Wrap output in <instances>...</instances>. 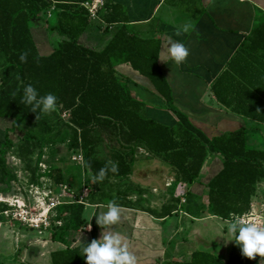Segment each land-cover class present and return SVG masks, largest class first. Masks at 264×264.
I'll use <instances>...</instances> for the list:
<instances>
[{
    "label": "trees",
    "instance_id": "1",
    "mask_svg": "<svg viewBox=\"0 0 264 264\" xmlns=\"http://www.w3.org/2000/svg\"><path fill=\"white\" fill-rule=\"evenodd\" d=\"M85 1L0 0V118L12 120L11 127L0 129V193L8 192L17 178L7 163L9 153L25 160L30 168L33 157L41 158L43 154L44 138H38L32 131L27 130L17 141L11 137L19 122L46 115L31 111L21 101L24 85L31 84L38 95L53 93L58 98L55 111L59 117L63 111H70L65 122L72 131L73 147L83 152L85 172L94 176L110 161L98 155L101 131H110L119 141V148L112 155L117 171L106 170L104 179L91 182L90 186L99 185L98 189L103 190L111 178L127 184L137 164L136 150L140 146L169 167L176 183L187 186L197 181L206 160L215 156L221 158L222 166L206 184L204 199L209 214L205 216L226 220L247 212L258 193V184L264 182V147L248 143L251 133L264 128V12L257 16L251 30L210 85L219 106L245 119V123L233 131L210 136L174 103L172 87L160 62L162 33L157 30L156 36H141L129 23L123 6L105 0L98 13L100 19L108 25H119L114 30L106 27L104 32L111 34L102 49L86 46L80 41L82 34L95 23L99 28L102 24L90 20L88 10L82 5ZM47 12H51L54 20L46 26L47 31L57 32L62 38L55 42L52 53L43 55L31 28L36 24L32 25L33 20ZM120 12L124 13L122 17L118 16ZM21 53L26 54L23 63L19 60ZM120 63L130 64L150 79L156 90L154 94L175 116L172 123L153 116L148 103L132 91L133 86L146 88L118 71ZM50 176L55 183L63 184L67 172L57 166ZM78 179L81 183L80 175ZM126 186L116 196L100 191L99 201L93 202L92 197L90 203L107 204L106 197H110L120 207L141 210L161 219L176 210L174 204H164L159 210L140 204L143 200L140 188L138 200H128L136 189ZM186 197L185 211L199 218L196 214L202 210L193 204L202 197L190 191ZM85 209L82 200L61 206L59 218L63 223L51 238L64 247L51 251V264H86L81 256L82 248L99 239L100 225L95 216L90 222L85 220ZM85 224L91 226V238L69 245L70 232H77ZM156 264H264V257L243 256L239 245L232 241L226 257L196 248L186 258L157 260Z\"/></svg>",
    "mask_w": 264,
    "mask_h": 264
},
{
    "label": "crops",
    "instance_id": "2",
    "mask_svg": "<svg viewBox=\"0 0 264 264\" xmlns=\"http://www.w3.org/2000/svg\"><path fill=\"white\" fill-rule=\"evenodd\" d=\"M108 1L123 6L129 23L141 36H156L157 30L162 33L160 62L164 65L165 74L172 87L174 103L197 126L210 136L233 131L243 126L245 119L219 106L210 91V85L243 41L244 35L251 30L257 16L264 12V0ZM123 15L124 13L120 12L118 16L122 17ZM118 25L113 24V28L109 29L114 30ZM184 27H187V31H182L179 36L175 35L177 28ZM31 31L39 52L43 55L52 53L55 43H52L51 38L54 34H50L41 23L32 26ZM109 34L111 33L106 34L104 30L94 24L86 29L80 41L86 46L102 49L110 39ZM173 42L183 43L188 49V55L180 65L172 63L168 54V46ZM117 70L147 89L133 86L132 91L148 103V109L153 116L167 123H172L175 120V116L164 108L161 99L154 94L156 90L149 78L141 75L128 63L118 64ZM152 102L156 105H153ZM158 104L159 108H157ZM0 120L9 119L0 118ZM213 130L217 131L213 132ZM221 166L220 157H209L197 181L191 186L181 184L179 189L182 188L184 193L190 191L205 198L206 184L220 170ZM201 174H203L204 180L199 179ZM260 183L264 184V182ZM1 193L3 194V192ZM260 193L258 190L252 201L257 202ZM149 206L155 208L151 204ZM156 209L159 210V208ZM124 210L132 212L128 213L132 222L127 219L119 221L121 223L130 222L134 227L130 234L132 236L127 232L124 234L122 231L116 233L122 236V243L126 244L127 250L136 257V264H144L146 261L151 264L152 262L149 263V261H153V257L155 258L152 264H156L157 260L186 258L191 250L196 249V245L197 248L208 249L219 254L212 244H208L206 237L198 235L199 232L188 225V220L193 223L192 220L206 219L207 217L203 214L198 218L189 215L182 209L180 212L173 211L174 214L178 213L177 222L174 223L175 227L170 231L168 226L165 227L160 223L166 222L171 215L161 219L137 209L124 208ZM180 224L185 225L186 228H183L182 242H176L174 239L179 237L177 233ZM30 231L43 233L42 230L34 228H31ZM36 233L31 234L27 227L8 219L0 212V255L6 256L13 264L23 261L40 264L37 258L43 250L40 246H33L34 244L27 241V239L37 237ZM141 254L146 255L140 256Z\"/></svg>",
    "mask_w": 264,
    "mask_h": 264
},
{
    "label": "rangeland",
    "instance_id": "3",
    "mask_svg": "<svg viewBox=\"0 0 264 264\" xmlns=\"http://www.w3.org/2000/svg\"><path fill=\"white\" fill-rule=\"evenodd\" d=\"M51 18V12H47L43 14L40 19L33 20L32 25L35 23H41L44 27H46L49 23L54 22ZM53 34L54 36L51 38L53 40L52 43H55L57 40L62 38V36L57 32H54ZM152 104L156 105L154 102H152ZM157 106L156 107L159 108L160 105L158 104ZM60 117L57 115L56 111H53L45 116H41L39 119L33 118L21 121L16 127L17 129L11 134V137L15 141H17L27 130L32 131L40 139L44 138L42 157L38 158L37 155L33 157L34 163L32 168L35 170V173L32 171V168L28 167L27 162H25L22 158L11 153L7 156L8 166L14 174H16L17 178L11 183L9 191L3 193L5 197L13 199L24 198L26 200L27 209L36 212V214H40L48 208L50 198L61 201V204L57 208L51 210L49 213H46L47 216L45 218L48 225L45 226L42 223L39 228H34L39 231L42 230L43 233L34 232L38 236L27 239L28 243L34 244L33 246H40L43 250L38 254V263L51 264L50 252L57 247H64L62 243L56 242L51 238L53 231H55L63 223V220L59 218L61 206L82 200L86 205L84 213L85 220L90 222L91 215H94L95 212L100 214L106 210V204L97 205L90 203L92 197L94 200L93 202L99 201L100 191L105 192V194L113 193V196H116V192L125 191L127 188L126 185H129L130 188H135L136 192L133 191L128 200H138L139 193L137 190L140 188L143 190L142 192L144 194V196H142L143 200L140 204H151L155 208H161L164 204H174L177 211L180 212L181 209L185 210L186 205L188 204L186 197L187 191L184 193L182 192V188L179 189L181 183L175 182L174 175L170 171L169 167L160 158L152 156L141 146L137 147V164L133 173L128 176L127 184L123 183L119 179L111 178L109 180V185L103 190L98 189L99 185L96 187L90 186V177H92V175L84 171L83 165H80L73 160L74 156L80 154L83 155V152L80 148L75 149L73 147L72 131L70 127L67 126L65 119L62 116ZM11 125L12 120L10 119L0 120V129L9 128ZM45 126H47V128ZM48 126H50L49 130ZM215 131L217 130H213V132ZM99 134L102 138V143L99 146V157L114 162L112 160V155L113 152L119 148V141L115 139V136L110 131H101ZM248 143L251 146L264 147V128L259 132L251 133L248 138ZM43 164L47 167L46 173H42L41 171L44 168ZM57 166L64 168L67 172L66 182L63 183V185L68 186L66 191H64V187L61 186V184L55 183L50 176V172ZM203 174H205V172H203ZM203 174H201L199 178L200 180H204ZM78 175L81 176V183H79ZM111 187L112 189H110ZM155 189H157V191H155ZM258 190H260L261 193L257 202L262 203L264 202V184L259 183ZM37 191H39V193H37ZM45 193L49 194V197H45ZM44 198L46 199L45 203H47L45 206L42 204L45 201ZM37 200H40V202ZM109 200H111V198L106 197V201ZM196 202L197 204H193V207L201 208L202 211H200L199 214H194L197 216L209 214L206 199L202 198L201 201L197 200ZM7 208L9 207L5 205L3 209ZM128 213L132 212L126 211L123 207H120L119 220L127 219L128 221H131V217L128 216ZM177 215L178 213L174 214L173 212L166 222L160 224L165 227L168 226V230L172 231L173 227H175L174 223L177 222ZM205 217L207 218L199 221L192 220L194 224L187 219L188 217L185 218V220H188V225L199 232L198 235L206 237L208 244H212L213 248L219 252V255L226 257L233 241L227 233L225 224L227 220H223L215 216L211 218L209 215ZM133 219H135V217H133ZM27 228L31 234H34L33 231H30L32 227ZM183 228H186L185 225L180 224L177 233V235L179 234V237L174 239L176 242H182L183 239H181V237L183 236ZM132 229H134V227L130 224V222L121 223L118 221L117 223L108 226L100 225L98 238L101 237L102 233H110L111 231H122L124 234L127 232L130 235L132 234ZM89 238H91V226L85 224L77 232H70L68 244L70 243L69 245L75 246ZM168 241L170 242L169 238ZM168 244L169 243L167 242V245ZM195 247L197 248V245ZM145 255L146 254H141L140 256ZM154 258L155 257H153V261H149V263H154ZM146 262H144V264H148ZM2 263L13 264V262H11V260H9L6 256L0 255V264Z\"/></svg>",
    "mask_w": 264,
    "mask_h": 264
},
{
    "label": "clouds",
    "instance_id": "4",
    "mask_svg": "<svg viewBox=\"0 0 264 264\" xmlns=\"http://www.w3.org/2000/svg\"><path fill=\"white\" fill-rule=\"evenodd\" d=\"M187 27L177 28L175 35L179 36ZM168 54L172 63L180 65L188 55V49L183 43L173 42L168 46ZM26 54L21 53L19 60L23 63ZM57 97L53 93L38 95L37 90L26 84L22 89L21 101L30 106V110L39 114H48L55 111ZM106 170L112 173L117 171L116 164L107 161L97 173L90 177V182L99 183L105 177ZM96 217L97 225L108 226L115 224L120 219V206L115 200H109L106 210L100 214L90 216ZM227 233L235 244L239 245L243 256L253 258L254 254L264 257V227L246 219L234 218L226 221ZM86 254V255H85ZM86 264H136V257L127 250V245L122 243V236L116 232H104L99 239H93L82 248V255Z\"/></svg>",
    "mask_w": 264,
    "mask_h": 264
},
{
    "label": "built area",
    "instance_id": "5",
    "mask_svg": "<svg viewBox=\"0 0 264 264\" xmlns=\"http://www.w3.org/2000/svg\"><path fill=\"white\" fill-rule=\"evenodd\" d=\"M105 0H87L82 5L88 10L89 18L90 20H96L102 24V30H105L106 27L112 28V25H108L103 20L100 19L98 13L99 10L104 6ZM61 116L64 119H67L70 116V111L66 110L61 113ZM73 160L77 162L80 165L84 164V158L83 155H76L73 157ZM43 169L41 170L42 173L47 172V167L43 164ZM61 186L64 187V191L68 189V186L61 184ZM38 190V188H37ZM39 193V191H37ZM45 197H49V194L45 193ZM45 199V198H44ZM50 202L48 203V208L44 210L40 214H36V212L30 211L27 209L26 200L24 198L22 199H13L10 197H5L4 194L0 193V208L2 205H7L9 208L7 209H0V212L10 218L12 221L18 222L21 224V226L24 227H32V228H39L40 225L43 223L45 226L48 225L46 221V213L50 212L51 210L57 208L61 201L54 200L52 198L49 199ZM40 202V200H37ZM45 201L42 203L45 206ZM81 202V201H80ZM83 202V201H82ZM234 218H242L246 219L249 222L256 223L258 226L264 227V202H254L251 203V208L241 214V215H232L229 219H226L227 221H232Z\"/></svg>",
    "mask_w": 264,
    "mask_h": 264
}]
</instances>
